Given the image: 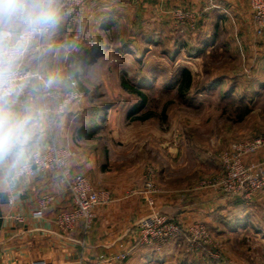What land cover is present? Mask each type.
Masks as SVG:
<instances>
[{"label":"crops","instance_id":"0c3cea01","mask_svg":"<svg viewBox=\"0 0 264 264\" xmlns=\"http://www.w3.org/2000/svg\"><path fill=\"white\" fill-rule=\"evenodd\" d=\"M176 8L200 14L199 28L192 38L199 37L202 44L204 39H210L207 43L210 50L217 49L220 37L225 35L224 47L240 59L238 85L255 82L264 87V33L257 35L260 38L256 36L247 0H88L80 21L72 25L66 19L52 39L59 53L49 54L44 71L58 74L61 83L49 89L45 97L50 115L41 151L55 144L73 152V173L85 176L97 191L104 193L105 200L88 232L80 226L75 232L63 235L57 230L54 218L60 210L72 209L74 205L58 177L24 176L14 184L0 183V264H109L102 258L119 254L123 246L131 252L126 260L114 264H157L176 256L171 245L156 253L136 244V225L153 208L145 196L131 192L144 187L139 170L110 173L111 148L97 140L101 126L96 127L93 137L86 136V132L94 131L96 120L101 118L95 104L82 98L74 100L64 112H58L64 96L72 90L71 78L76 69H89V65L118 50L117 47H132L138 38L149 46L157 38L165 40L177 35L172 18ZM112 34L118 43L108 40ZM206 49H200L199 54ZM93 55L96 59L85 63ZM90 106L92 112L88 110ZM102 115L106 121L107 117ZM254 159L264 160V151ZM46 195L55 199L44 219L30 218L38 201ZM154 201L155 208L175 217L182 225L195 221L207 223L206 218L218 215L214 212L218 203L224 205L226 215L234 205L241 204L240 200L215 189L163 191ZM258 201H264V194L255 200ZM19 216L26 221L18 222Z\"/></svg>","mask_w":264,"mask_h":264},{"label":"rangeland","instance_id":"374dc122","mask_svg":"<svg viewBox=\"0 0 264 264\" xmlns=\"http://www.w3.org/2000/svg\"><path fill=\"white\" fill-rule=\"evenodd\" d=\"M176 29L183 41L158 38L148 46L138 38L126 49L120 43L119 51H110L89 69H76L71 78L84 99L98 111L107 109L97 140L111 148L110 173L139 170L145 183L152 171L157 195L214 189L230 145L264 136V87L255 82L238 85L240 59L224 47L225 35L210 50V39L202 44L199 37L192 38L195 34ZM108 40L117 41L114 34ZM200 49L207 51L200 55ZM182 69L193 75L184 98L177 93ZM122 78L148 95L138 116L152 113L151 118L128 117L138 99L122 88ZM223 209L218 203V215L205 219L210 233L206 254L176 251L171 260L157 264H264V201L234 205L227 215Z\"/></svg>","mask_w":264,"mask_h":264},{"label":"built area","instance_id":"2783aa9c","mask_svg":"<svg viewBox=\"0 0 264 264\" xmlns=\"http://www.w3.org/2000/svg\"><path fill=\"white\" fill-rule=\"evenodd\" d=\"M166 1V0H160ZM256 26V34L264 33V0H247ZM88 0H69L72 8L66 18L72 25H76L82 18ZM172 18L178 28L186 33L195 34L199 28L200 14L195 10L176 8ZM72 90L64 96L58 107V112L65 109L74 101L84 96L78 91L76 83H71ZM264 151V136L250 140L234 142L222 155L223 172L212 187L220 190L231 198L240 199L249 204L264 194V160H255L254 157ZM73 152L66 148L50 144L41 151L32 165L27 177L52 175L60 179L66 191L71 195L73 208L60 210L54 223L57 230L64 234H71L78 227L88 232L97 217V210L104 202V193L83 175L74 174L72 170ZM145 196L152 209L151 213L141 218L136 225V244L147 247L153 252L160 253L166 246H174L175 251H185L200 256L207 253V244L210 242V233L203 222H193L182 225L175 217L164 214L155 208L154 198L158 194L156 189V174L147 173L144 188L136 192ZM54 196L46 195L38 201L37 208L30 214L32 219H44L45 213L54 202ZM18 222L23 223L26 218L19 216ZM131 249L123 246L122 252L110 258H102L109 264L118 263L127 259Z\"/></svg>","mask_w":264,"mask_h":264},{"label":"clouds","instance_id":"9594fccd","mask_svg":"<svg viewBox=\"0 0 264 264\" xmlns=\"http://www.w3.org/2000/svg\"><path fill=\"white\" fill-rule=\"evenodd\" d=\"M69 0H0V183L26 176L44 147L48 90L61 83L44 71Z\"/></svg>","mask_w":264,"mask_h":264},{"label":"trees","instance_id":"16d2710c","mask_svg":"<svg viewBox=\"0 0 264 264\" xmlns=\"http://www.w3.org/2000/svg\"><path fill=\"white\" fill-rule=\"evenodd\" d=\"M176 32H178V30ZM175 36L177 38V39H175L176 41L179 39H181V41L184 40L182 33H180V32H178V34ZM126 48L127 47H124L123 49H126ZM96 57H97L96 55L87 57L85 63H87V64L92 63L94 61V59H96ZM121 84H122V88L127 93H129L132 96L137 97V99H138V101H136L134 103L132 109L128 113V117L138 119L141 121H144V120L151 118V116L153 115L152 113L138 116L139 113H141L144 110V108L147 106V103L149 100L148 95L146 93H144L143 91L139 90L133 83L128 82L125 78H122ZM192 85H193V75H192L191 71L189 69H182L180 72V80L178 82V88H177L178 95L180 97L184 98L190 92ZM105 110H107V109H105ZM105 110H104V113H103V111L100 110L101 118L96 120L98 122L95 124L94 131H91V133L86 132L87 135L85 132H83L82 134H85L86 136H89V137H93V135L97 133L96 127H99V123L103 122L104 118H102L103 117L102 114H105ZM238 200H240V199H238ZM254 202H252V203H254ZM239 203H241V205L244 204L241 200ZM172 253L175 254L176 251H174ZM192 257L195 258L196 256H192Z\"/></svg>","mask_w":264,"mask_h":264}]
</instances>
